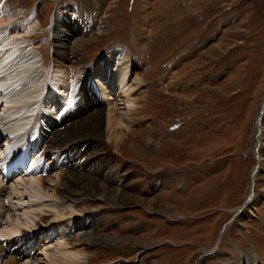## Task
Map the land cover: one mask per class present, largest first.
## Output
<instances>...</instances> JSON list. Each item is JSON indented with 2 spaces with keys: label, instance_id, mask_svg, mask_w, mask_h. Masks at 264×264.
Here are the masks:
<instances>
[{
  "label": "rangeland",
  "instance_id": "374dc122",
  "mask_svg": "<svg viewBox=\"0 0 264 264\" xmlns=\"http://www.w3.org/2000/svg\"><path fill=\"white\" fill-rule=\"evenodd\" d=\"M203 1L197 16L188 13L191 0L5 1L21 11L20 21L43 14L44 26L31 42L42 46L44 94L56 31L75 21L103 29L90 45L72 36L71 77L113 51L129 59L143 84L145 105L135 121L125 122L131 131L155 128L150 150L139 147L147 158L130 144L123 156L103 146L119 180L144 201L120 208L92 199L84 212L97 216L92 234L100 239L82 264H264V145L257 151L252 135L264 95V0ZM77 89L69 92L66 110ZM259 156L257 202L249 210ZM121 237L129 239L125 245ZM35 264H46L44 256L37 253Z\"/></svg>",
  "mask_w": 264,
  "mask_h": 264
},
{
  "label": "bare ground",
  "instance_id": "6f19581e",
  "mask_svg": "<svg viewBox=\"0 0 264 264\" xmlns=\"http://www.w3.org/2000/svg\"><path fill=\"white\" fill-rule=\"evenodd\" d=\"M5 1L0 0V264H35L37 253L46 264H82L100 239L92 234V228L99 226L97 216L84 212L92 199L113 201L120 208L144 201L132 194L131 185L119 180L103 146L123 156L121 150L130 144L136 156L147 158L140 148L150 150L155 128L131 131L125 122V117L135 121L137 110L145 105L146 95L140 92L143 84L133 77L129 59L113 51L79 66V74L71 77L74 61L69 55L76 47L72 36L79 35L90 45L103 29L102 24H94V33L87 22L75 21L64 23L72 32L68 28L56 31L44 94L47 77L44 56L38 52L42 46L31 42L44 26L43 14L34 11L20 21L21 11ZM205 4L191 0L188 13L198 14ZM73 89L77 93L66 110L65 100ZM263 119L264 97L252 134L259 144L257 151L264 145ZM261 164L259 156L245 202L249 210L257 202L253 184ZM115 183L118 186L112 189ZM240 210L241 206L233 213ZM126 240L121 237V244Z\"/></svg>",
  "mask_w": 264,
  "mask_h": 264
},
{
  "label": "water",
  "instance_id": "95a60500",
  "mask_svg": "<svg viewBox=\"0 0 264 264\" xmlns=\"http://www.w3.org/2000/svg\"><path fill=\"white\" fill-rule=\"evenodd\" d=\"M263 97H264V95H263ZM261 114H262V110H261ZM260 120H261V116H260V118H259V120H258V123L260 124ZM258 145V144H257ZM257 149V148H256ZM241 211V210H240ZM239 213V211L235 214V216L237 215ZM234 218V217H233ZM232 218V219H233ZM232 219H231V221H232ZM223 229H225V226L222 228V231H221V234L223 233ZM214 251V249L211 251V252H213Z\"/></svg>",
  "mask_w": 264,
  "mask_h": 264
}]
</instances>
